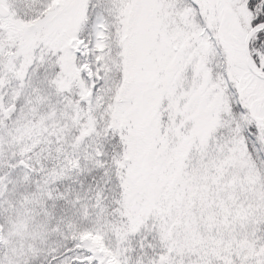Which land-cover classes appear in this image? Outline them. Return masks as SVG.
<instances>
[{
	"label": "snow or ice",
	"instance_id": "snow-or-ice-1",
	"mask_svg": "<svg viewBox=\"0 0 264 264\" xmlns=\"http://www.w3.org/2000/svg\"><path fill=\"white\" fill-rule=\"evenodd\" d=\"M0 264H264V0H0Z\"/></svg>",
	"mask_w": 264,
	"mask_h": 264
}]
</instances>
